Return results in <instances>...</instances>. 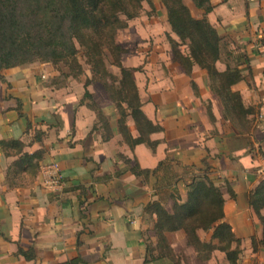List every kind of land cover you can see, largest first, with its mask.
<instances>
[{
	"label": "crops",
	"instance_id": "obj_1",
	"mask_svg": "<svg viewBox=\"0 0 264 264\" xmlns=\"http://www.w3.org/2000/svg\"><path fill=\"white\" fill-rule=\"evenodd\" d=\"M142 18L129 20L123 30ZM152 19L158 20V36L164 40L159 54L154 46L161 59L146 64L142 75L141 68L137 69L134 76L143 111L163 127L152 134L158 141L155 150L146 144L131 148L124 141L117 128V109L100 83H90L88 90L110 121L113 135L108 140L103 138V129L93 128L96 113L81 103L84 83L77 90L71 83L57 87L52 82L56 73L48 70L50 63L0 69V264H53L76 256L82 257V264H168L156 252L154 258L147 254V244L155 247L157 238L156 215L148 213L146 205L160 198L171 212L174 203L157 191V177L152 173L165 159L178 169L175 182L183 200L186 184L205 161L210 175L220 181L226 220L242 239L245 253L264 258V248L252 249L251 238L260 239L262 228L248 203L251 190L264 179L260 174L264 155L259 151L264 152V0H213L208 14L211 24L250 58L251 71L246 70L245 77L232 86L240 92L245 107L255 108L256 113L248 116L253 119L248 132H243L239 121L225 116L222 98L209 88L204 69L194 65L189 75L174 60L170 41L161 33L165 30L171 39H179L163 11ZM182 51L187 54L188 49ZM130 53L141 59L134 50ZM122 62L137 67L126 65L123 57ZM225 68L218 66L221 71ZM210 103L214 121L207 110ZM27 119L32 124L28 131ZM128 124L136 137L133 120ZM12 139L23 141V152L44 150L35 174L28 170L9 174L19 155H7L2 142ZM51 162H57L63 174L62 185L55 190L45 185L46 166ZM136 163L151 173L136 175L131 170ZM225 181L236 198L231 197ZM166 235L174 252L179 244L173 236L189 247L191 259L197 256L183 230ZM19 246L32 248L33 260L19 254Z\"/></svg>",
	"mask_w": 264,
	"mask_h": 264
},
{
	"label": "trees",
	"instance_id": "obj_2",
	"mask_svg": "<svg viewBox=\"0 0 264 264\" xmlns=\"http://www.w3.org/2000/svg\"><path fill=\"white\" fill-rule=\"evenodd\" d=\"M142 1L0 0V69L36 62L53 64L64 62L72 67V71H80L82 68L77 58L79 45L85 49L88 61L92 65L91 77L84 83L85 91L81 103H86L96 113L97 122L93 128L103 129L104 140L110 139L113 135L107 115L88 90L90 83L98 82L117 109L119 114L117 128L124 141L131 148L138 144H146L155 150L158 141L152 138V134L162 131L163 127L149 119L143 111L142 99L134 76L137 69L123 65L120 53L124 52V48L116 43L118 31L126 28L128 21L137 17L142 8ZM160 1L172 32L179 39L177 41L168 38L174 60L179 62L189 75L194 65L204 69L209 76V88L222 98L225 116L233 121H239L243 132H248L253 122L248 116L256 113L255 108L245 107L240 92L234 91L232 86L245 77V71L250 69V58L247 53L232 49L231 43L225 40L227 35L221 34L209 21L208 14L213 10V0H191L197 11L196 15L185 0ZM152 7L155 8L154 5ZM121 14L126 15L129 20L122 21ZM183 45L187 46V54L180 48ZM104 46L116 56V66L120 69V75L113 74L106 68ZM223 55L227 57L223 61L226 68L221 71L216 64L223 60ZM231 61L234 62L233 65ZM52 82L55 80L52 79ZM191 85L198 95L195 82L192 81ZM207 110L210 119L214 121L211 103L207 105ZM129 119L133 120L137 129L136 137L131 133ZM31 125L27 119L26 131ZM2 147L7 155H19L13 166L9 167V174L14 172L17 176L24 170L35 174L40 168L39 160L43 158L44 150L23 152L24 143L20 139L3 141ZM253 150L252 147L250 153L254 157ZM259 151L264 155L261 148ZM203 164L186 184L185 200L182 199L178 183L175 182L179 175L178 169H175L171 160L161 161L152 171L157 177V191L166 194L165 190L170 189L168 198L174 201L171 212L165 208L160 198L146 205V211L156 215L154 231L157 245L152 247L147 244V254L152 258L156 257L154 252L159 249L158 258L166 256L173 264L177 263L179 256L174 252L166 234L183 230L187 244L195 249L200 260L209 261L215 251H220L225 254L229 264L238 263L244 251L242 239L236 235L232 225L226 220L225 197L220 181L210 175V166L205 161ZM131 170L136 175L151 173L142 169L139 163L131 167ZM225 186L231 197L236 198L227 181ZM248 203L262 228L260 239L251 238L253 252H257L264 248V179L251 190ZM200 230L212 231L210 240H204L199 235ZM19 254L27 260H33L35 256L32 248L24 250L20 246ZM82 263V257L76 256L53 264Z\"/></svg>",
	"mask_w": 264,
	"mask_h": 264
},
{
	"label": "rangeland",
	"instance_id": "obj_3",
	"mask_svg": "<svg viewBox=\"0 0 264 264\" xmlns=\"http://www.w3.org/2000/svg\"><path fill=\"white\" fill-rule=\"evenodd\" d=\"M185 1L186 3L190 4L193 14L196 15L197 11L195 10L193 4L191 3V0H185ZM152 5H154L155 8H153ZM162 7L163 6L160 0H143L142 8L139 10L137 17L142 16L144 18L141 19L140 23L130 26L126 30L123 29L119 30L116 35V43L121 46V44L119 43L121 42L124 45V47H122L124 48V52L122 54L120 53L121 61L123 57L126 65H134V66L136 65L137 67H133V68L136 69L141 68L139 71L141 75L144 74L142 73V71H144L143 67L146 66V64L151 63L153 60L157 61V59H159V61H157L159 63L161 59L155 55L154 46H156L157 53L159 54L161 51H163L161 47H164L162 43V41L164 40L159 39L158 35H159V31L161 30V29H157V27L159 26V22L158 20L152 22L153 21L152 17L155 18L158 15H161ZM120 18L122 21L125 22L129 20V18L124 14H121ZM133 22L134 20L132 21V23ZM149 28H153V29L149 30ZM161 34L166 40H169L168 39L169 35L168 34L166 35L165 30L164 32L162 31ZM225 40L231 43L230 47L232 49H236V50L238 49V47L231 41V39L228 36H226ZM180 48L181 50L182 49L186 50L187 47L182 46ZM78 49L79 50H78L77 58L82 68L80 71L78 70L72 71L71 70L72 67L64 62H60L58 64L50 63L51 66L48 68V70L51 72L54 71L56 73V76L52 79L55 80L54 83L56 84L57 87H61L63 85L67 86L69 85V83H71L72 86L75 87V90H77L76 89L77 85L85 83L89 75H91L92 65L88 61L85 49L80 47L79 45H78ZM132 50H134V54L138 55L141 59H138L137 56H132L130 53V51ZM103 51H104V59L106 62V68H108L111 73L119 75L118 73L120 72V69L116 66V59H115L116 56L112 54L106 46L103 47ZM222 59H223L222 61L217 62L216 64L217 68L218 66L225 65L223 61H225L227 57L223 55ZM233 63L234 62L231 61L232 65ZM115 71H117V73H115ZM144 82L145 79L144 78L141 79L140 83L144 84ZM105 97L104 100L106 99ZM165 192L166 195H168L170 193V189H166ZM201 237L204 240H207V238L209 237V232H203ZM173 240L179 244V246L176 247V252H175L179 256L178 262L177 263L175 262L174 264H229L225 257V254L221 252H219V254H215V252L213 253L211 257L212 263H210L209 261L205 262L200 260L199 258H197L196 254H193L191 259L189 254L190 252L189 250H187L189 249V247L187 246L185 247V245L184 246L180 245L179 239L175 236H173ZM190 249L191 251H194L193 247ZM158 251L159 249H157L155 252L158 255H160ZM163 261H165L164 263L168 261V264H173L171 260L166 256H164ZM237 264H264V258H260L258 255H253L251 252L245 253L244 250Z\"/></svg>",
	"mask_w": 264,
	"mask_h": 264
},
{
	"label": "built area",
	"instance_id": "obj_4",
	"mask_svg": "<svg viewBox=\"0 0 264 264\" xmlns=\"http://www.w3.org/2000/svg\"><path fill=\"white\" fill-rule=\"evenodd\" d=\"M47 179L45 185L51 190H55L62 185L63 174L57 162H51L46 166ZM260 174L264 176V164L260 168Z\"/></svg>",
	"mask_w": 264,
	"mask_h": 264
}]
</instances>
